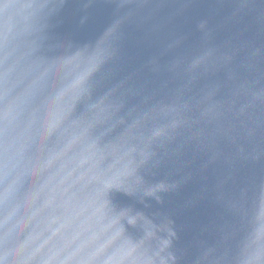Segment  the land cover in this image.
Masks as SVG:
<instances>
[{
  "label": "water",
  "instance_id": "95a60500",
  "mask_svg": "<svg viewBox=\"0 0 264 264\" xmlns=\"http://www.w3.org/2000/svg\"><path fill=\"white\" fill-rule=\"evenodd\" d=\"M0 264H264V0H0Z\"/></svg>",
  "mask_w": 264,
  "mask_h": 264
}]
</instances>
